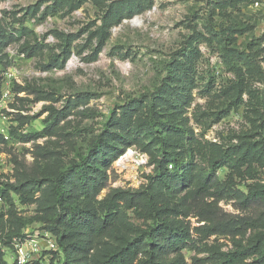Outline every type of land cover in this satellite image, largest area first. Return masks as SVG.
<instances>
[{"label": "rangeland", "instance_id": "rangeland-1", "mask_svg": "<svg viewBox=\"0 0 264 264\" xmlns=\"http://www.w3.org/2000/svg\"><path fill=\"white\" fill-rule=\"evenodd\" d=\"M55 2L0 0L5 260L15 263L16 243L42 241L50 232L55 212L48 180L74 162L96 156L106 168L101 193L75 199L96 205L114 190L145 186L168 152L189 157L187 147L197 180L170 197L192 229L194 242L181 250L187 264H218L220 251L251 245L262 227L231 226L264 212V203H242L264 184V0ZM153 114L158 122L189 129L192 138L181 147L186 140L175 132L153 131ZM104 138L124 151L101 158L95 144ZM224 151L231 159L198 198V180ZM244 153L245 163L237 165ZM37 181L44 182L33 186ZM23 183L34 188L30 200L15 190ZM121 210L93 251L109 250L119 235L133 236L151 222L143 208L124 204ZM218 222L227 223L224 230L200 231ZM52 258L63 259L60 247L43 249L37 261L50 264Z\"/></svg>", "mask_w": 264, "mask_h": 264}, {"label": "trees", "instance_id": "trees-1", "mask_svg": "<svg viewBox=\"0 0 264 264\" xmlns=\"http://www.w3.org/2000/svg\"><path fill=\"white\" fill-rule=\"evenodd\" d=\"M55 3L58 7L62 5L60 0H56ZM1 39L3 38L1 37ZM3 63V58L0 57V67ZM58 119L56 115L53 121L57 122ZM148 125L153 131H157L161 126L166 131L175 132L177 136L186 140L180 144L181 147L188 143L192 135L187 128L158 122L155 120L154 114ZM44 132H40L39 135H43ZM95 146L97 147L96 151L102 153L101 158L107 157L104 156L106 152L117 157L124 151V149L119 150L116 145H110L108 138H104L103 142L95 144ZM184 152L189 153V157L181 152H168V157L158 162L154 174L150 176L145 186L136 190H114L96 205H80L75 200L77 196L95 199L106 186L108 177L106 168L96 162V156L83 157L79 163L74 162L67 170L62 171L55 178H50L48 188L53 201L50 209L55 212V215L49 220L47 228L56 237L58 246L63 252V259L56 261L52 258L50 264H187L181 250L187 244L194 242L192 229L189 222L184 219L187 214L180 203L170 200L175 192L194 185L197 180L192 154L188 147L184 149ZM246 155L247 153H244L243 158L240 157L236 164L243 165ZM230 159L231 154L224 151L213 160L210 171L198 180L195 196L198 198L204 196L213 186L217 170ZM169 165H172V168H169ZM43 182L37 181L32 184L36 186L35 184L41 185ZM31 189L34 188H29L28 183L15 187V190L25 195L28 200L31 199L29 193H33ZM77 193L78 195H76ZM4 194L5 198L9 195L7 189L4 190ZM256 202L264 203V184L250 189L242 200L245 206ZM124 204L130 208L145 209L151 222L133 236L119 235L116 245L111 249L103 252L93 251V244L108 235L121 217V208ZM209 217L211 218L208 215H201L200 218L208 220ZM245 219L241 222L242 224H233L231 227L237 229L246 224L262 227L263 231L249 246L220 251L218 264H264V212H261L257 217ZM4 221L5 213L0 212V224ZM225 226H227L226 222H218L211 226L201 227L200 231L206 232V234L215 233L224 230ZM12 235L18 234L13 231ZM8 238H12L11 234H8ZM170 254H174V256L170 258ZM0 264H9L4 258L1 247ZM12 264L18 263L15 261ZM31 264L40 263L34 261Z\"/></svg>", "mask_w": 264, "mask_h": 264}, {"label": "built area", "instance_id": "built-area-1", "mask_svg": "<svg viewBox=\"0 0 264 264\" xmlns=\"http://www.w3.org/2000/svg\"><path fill=\"white\" fill-rule=\"evenodd\" d=\"M8 76L12 75L11 72L7 73ZM3 157L0 154V160ZM5 204V194L3 185L0 183V211ZM58 243L56 237L51 232H45L42 241H32L30 244L26 243H16V261L18 264H31L37 261L40 254L44 250H56L58 249Z\"/></svg>", "mask_w": 264, "mask_h": 264}]
</instances>
